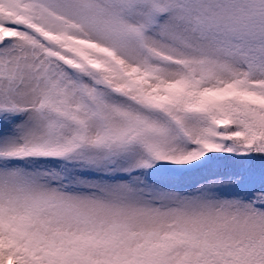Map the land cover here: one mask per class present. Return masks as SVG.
Returning a JSON list of instances; mask_svg holds the SVG:
<instances>
[{"label":"snow or ice","instance_id":"1","mask_svg":"<svg viewBox=\"0 0 264 264\" xmlns=\"http://www.w3.org/2000/svg\"><path fill=\"white\" fill-rule=\"evenodd\" d=\"M0 264H264V0H0Z\"/></svg>","mask_w":264,"mask_h":264}]
</instances>
